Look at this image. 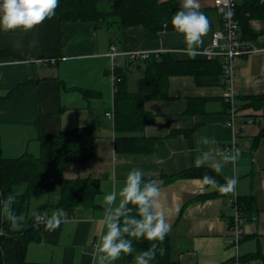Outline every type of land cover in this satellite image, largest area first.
I'll list each match as a JSON object with an SVG mask.
<instances>
[{"label": "crops", "instance_id": "0c3cea01", "mask_svg": "<svg viewBox=\"0 0 264 264\" xmlns=\"http://www.w3.org/2000/svg\"><path fill=\"white\" fill-rule=\"evenodd\" d=\"M198 2L210 21L199 46L203 48L210 43L213 31L221 28L222 19L214 0ZM250 27L258 32L252 43L259 49L237 59L236 96L264 94V19L252 20ZM120 36L121 40L113 43L108 29L97 28L92 21H61L56 14L29 31L0 29V160L26 151L39 154L40 134L56 135L65 129L92 125V160L66 163L63 174L68 179L94 177L102 181L96 207H77L72 216L63 217L54 231L40 225L41 240L29 243L27 259L48 264H92L95 243L103 228L100 221L104 195L113 187L119 191L127 174L140 169L144 177L155 178L162 190V201L172 209L167 220L171 225L173 259L181 264H264L260 257H245L258 248L264 253V139L253 149L263 118L239 114L235 120L240 128V155L235 165L229 163L223 168L238 179L234 193L221 194L210 186L202 187L198 183L202 178H180L163 184L162 173L174 174L194 167L196 157L209 150L211 146L201 143L202 137L214 139V147L220 152L232 142L226 88L198 85L190 75L171 76L167 97L144 102L145 109L153 112L156 119L140 133L154 138L153 150L118 153L113 118L106 114L114 103L111 46L116 45L120 52L117 64L130 70L138 71L137 59L121 54L123 51H170L177 59H191L182 51L183 36L174 29L147 39L143 26L134 25ZM136 86L137 81L130 89ZM83 91L89 93L84 95ZM189 98L205 99L200 106L203 110L188 112ZM215 159L220 156L215 155ZM206 193L210 196L196 199ZM235 193L253 196L251 208L244 211V237L237 252L229 241V199ZM48 199L42 198L35 209ZM56 209L46 213L50 215ZM114 264L125 263L116 260Z\"/></svg>", "mask_w": 264, "mask_h": 264}, {"label": "trees", "instance_id": "16d2710c", "mask_svg": "<svg viewBox=\"0 0 264 264\" xmlns=\"http://www.w3.org/2000/svg\"><path fill=\"white\" fill-rule=\"evenodd\" d=\"M180 6L181 0H59L56 15L61 21H92L97 28L108 29L112 42L116 43L121 40V32L134 25L143 26L147 39L158 38L161 31L173 29L171 18L180 10ZM234 17L239 25V37L253 42L258 32L250 27V22L264 19V0H235ZM133 57L137 59L135 61L140 73L135 90L130 89L129 68L117 64L112 71L117 78L114 82V103L111 109L114 111V146L118 153H149L153 150L154 138L140 133L156 119L153 112L145 109L144 102L147 99L167 97L171 76L190 75L198 85L227 86L221 57L208 58L197 53L194 59H177L170 51L150 52L145 57ZM130 63L133 64L134 61ZM83 92L84 95L89 93ZM204 102L205 99L189 98L188 112L202 111L200 106ZM225 102L229 111L230 103L227 100ZM236 110L237 116L242 114L247 118H263V126L253 142V149H256L264 138V94L236 96ZM94 137L92 125L65 129L56 135L40 134L39 154L26 151L18 157L1 158L0 200L18 192L12 206L13 211L28 219L21 230L13 231L10 223L0 214V231L3 232L0 235V264H48L30 261L26 257L29 243L41 240V227L31 217L33 211L43 214L52 208H58L67 216H72L79 206H97L96 197L102 192L100 178L68 179L63 174L66 163H88L92 160ZM206 174L219 184L226 182L225 177H233L224 169L222 174H217L209 166H194L174 174L162 173L160 179L163 184H167L180 178H203ZM150 179L155 180L144 177L145 181ZM43 194L49 199L32 211V198ZM209 196L207 193L199 194L196 199ZM238 202L244 215V211L252 206L253 196H238ZM151 243L153 242L143 238L133 239V254H122L118 260L124 263L134 262L135 254L149 249ZM159 246L165 249V254L161 256L157 251L151 264H181L172 258L170 233ZM245 257H260L264 261V253L259 248Z\"/></svg>", "mask_w": 264, "mask_h": 264}, {"label": "clouds", "instance_id": "9594fccd", "mask_svg": "<svg viewBox=\"0 0 264 264\" xmlns=\"http://www.w3.org/2000/svg\"><path fill=\"white\" fill-rule=\"evenodd\" d=\"M59 0H0V29L12 31L22 29L29 31L51 19L56 14ZM174 31L183 36L185 55L195 58L203 37L210 28V21L200 11L198 0H181L180 10L171 18ZM203 145H209L208 151L197 156L194 165L201 167L207 164L217 174H222L226 164L235 165L239 158V150L225 154L215 146L216 141L207 137L201 138ZM219 155L220 159H215ZM225 183L219 184L207 174L198 183L210 186L221 194L234 193L238 183L236 177H225ZM19 193L9 194L0 200V214L10 223L13 231H19L27 223L28 217L17 215L13 211ZM162 190L155 180H144V173L140 169L131 170L126 177L123 187L119 191L113 187L110 193L103 197L104 213L100 223L103 226L101 235L95 243L92 264H114L121 255H132L133 239L141 238L153 242L149 249L135 254V264H151L157 251L161 256L165 249L159 245L171 231L167 217L172 209L166 207L162 201ZM130 205L132 207H130ZM135 212V214H133ZM65 212L54 210L50 215L33 211L31 217L36 225H44L48 231H54L62 223ZM0 235L3 232L0 231ZM158 242V243H157Z\"/></svg>", "mask_w": 264, "mask_h": 264}, {"label": "built area", "instance_id": "2783aa9c", "mask_svg": "<svg viewBox=\"0 0 264 264\" xmlns=\"http://www.w3.org/2000/svg\"><path fill=\"white\" fill-rule=\"evenodd\" d=\"M214 5L221 13L222 26L213 31L210 43L201 49H198L199 54L208 58L221 57L223 62L224 74L226 76L227 86L225 97L230 103L228 123L233 128V140L229 145L224 147V153H229L234 149L240 147L238 143V135L240 132L239 126L236 124L237 110H236V91L235 81L237 72V59L239 55L258 51V47L247 40H242L238 34V22L234 17L235 0H214ZM120 54L116 45H112L110 49V56L112 58V71L117 65L116 58ZM121 54L131 56H148V52L139 50L123 51ZM113 81H116L115 74L112 73ZM107 116L114 118L113 109L106 112ZM229 205L232 209L230 244L238 250L239 244L244 237V216L240 204L238 202V195L235 193L229 199Z\"/></svg>", "mask_w": 264, "mask_h": 264}, {"label": "rangeland", "instance_id": "374dc122", "mask_svg": "<svg viewBox=\"0 0 264 264\" xmlns=\"http://www.w3.org/2000/svg\"><path fill=\"white\" fill-rule=\"evenodd\" d=\"M139 75H140L139 71H137V69H135V68H133L132 70L129 71V84H130L131 87L136 84V81H137ZM45 196H47V195L43 194V195H37V196L32 198L31 203H30V208H31L32 211L35 210V207H36L37 203L42 198H44ZM125 264H135V262H129V263H125Z\"/></svg>", "mask_w": 264, "mask_h": 264}]
</instances>
